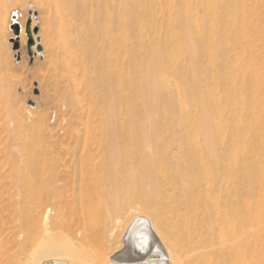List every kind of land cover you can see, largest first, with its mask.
Masks as SVG:
<instances>
[{
  "label": "bare ground",
  "instance_id": "bare-ground-1",
  "mask_svg": "<svg viewBox=\"0 0 264 264\" xmlns=\"http://www.w3.org/2000/svg\"><path fill=\"white\" fill-rule=\"evenodd\" d=\"M37 1L83 130L0 100V262L264 264V0Z\"/></svg>",
  "mask_w": 264,
  "mask_h": 264
},
{
  "label": "rangeland",
  "instance_id": "rangeland-1",
  "mask_svg": "<svg viewBox=\"0 0 264 264\" xmlns=\"http://www.w3.org/2000/svg\"><path fill=\"white\" fill-rule=\"evenodd\" d=\"M14 24L19 26L18 34L12 28ZM28 24L31 31L38 29L41 53H35L36 45L27 47ZM55 30L52 14L39 1L9 0L6 3L0 12V100L19 112L20 121L36 123L40 125L39 131L53 134L57 147L70 148L74 145L71 134L81 133L83 127L76 119L79 110L68 103L73 90L61 77V69L54 67ZM80 91L79 97H82L84 91ZM67 181L58 183H64L65 190L70 192L72 182ZM92 190L91 197H99L98 190ZM8 235L0 224V239Z\"/></svg>",
  "mask_w": 264,
  "mask_h": 264
},
{
  "label": "water",
  "instance_id": "water-1",
  "mask_svg": "<svg viewBox=\"0 0 264 264\" xmlns=\"http://www.w3.org/2000/svg\"><path fill=\"white\" fill-rule=\"evenodd\" d=\"M15 30V33L18 34L19 32V26L17 24H14L12 27ZM38 32L37 28H34L32 31L30 30V24L27 25L26 28V36H27V47L30 49L32 46H34V41L32 39V34L36 35ZM38 40V39H37ZM36 52H41V47L39 45L36 46Z\"/></svg>",
  "mask_w": 264,
  "mask_h": 264
}]
</instances>
